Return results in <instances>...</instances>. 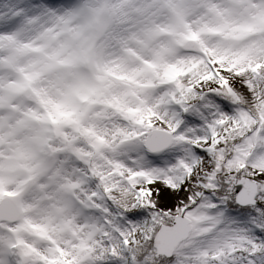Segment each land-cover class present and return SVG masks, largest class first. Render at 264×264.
Masks as SVG:
<instances>
[{"label": "snow or ice", "instance_id": "snow-or-ice-1", "mask_svg": "<svg viewBox=\"0 0 264 264\" xmlns=\"http://www.w3.org/2000/svg\"><path fill=\"white\" fill-rule=\"evenodd\" d=\"M0 264H264V0H0Z\"/></svg>", "mask_w": 264, "mask_h": 264}]
</instances>
